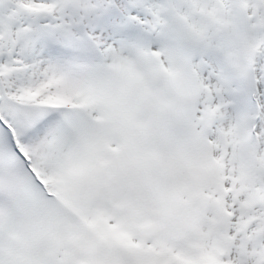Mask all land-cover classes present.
<instances>
[{
  "label": "snow or ice",
  "instance_id": "snow-or-ice-1",
  "mask_svg": "<svg viewBox=\"0 0 264 264\" xmlns=\"http://www.w3.org/2000/svg\"><path fill=\"white\" fill-rule=\"evenodd\" d=\"M0 264H264V0H0Z\"/></svg>",
  "mask_w": 264,
  "mask_h": 264
}]
</instances>
